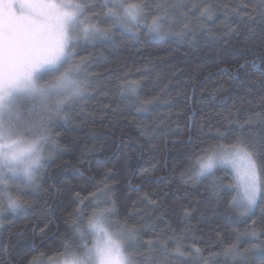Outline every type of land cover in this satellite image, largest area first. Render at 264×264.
Masks as SVG:
<instances>
[{
  "label": "trees",
  "instance_id": "trees-1",
  "mask_svg": "<svg viewBox=\"0 0 264 264\" xmlns=\"http://www.w3.org/2000/svg\"><path fill=\"white\" fill-rule=\"evenodd\" d=\"M140 2L148 5L149 24L163 21L159 35L141 21L75 49L73 62L86 64V93L67 109V119L48 126L56 143L44 146L36 183L10 186L21 207L11 211L0 201V264L61 260L66 245L82 243L75 214L85 213L83 227L109 207L113 231L138 230L139 243L129 249L138 260L160 258L166 244L162 264H264V203L242 216L243 208L231 203L229 168L214 178L195 175L196 157L209 145L239 141L264 165V4ZM102 3L89 0L94 13L87 15L103 21ZM204 9L210 14L202 15ZM129 82L139 85L136 97L126 90ZM32 107L25 104V118ZM40 115L36 105L32 119ZM233 246L241 256L225 255Z\"/></svg>",
  "mask_w": 264,
  "mask_h": 264
},
{
  "label": "snow or ice",
  "instance_id": "snow-or-ice-1",
  "mask_svg": "<svg viewBox=\"0 0 264 264\" xmlns=\"http://www.w3.org/2000/svg\"><path fill=\"white\" fill-rule=\"evenodd\" d=\"M264 4V0H261ZM104 20L94 13L89 0H0V201L7 200V209L16 211L20 202L10 194L11 185L32 186L39 178L45 162L44 146L56 142L48 134V126L58 119H67V109L82 99L88 87L83 76L84 63H74L75 49L80 45L112 37L113 29L131 31L144 21L152 35H159L163 21L157 17L149 24L140 0H103ZM203 14H210L204 9ZM155 15V14H154ZM110 23L111 28L101 27ZM65 65H69L65 68ZM244 68L245 65H240ZM224 71H227L225 69ZM45 77L50 82L41 84ZM139 85L127 84V92L137 96ZM25 104L33 107L24 117ZM39 106V119H32ZM264 118V117H262ZM196 157V178H214L216 171L231 168L235 191L232 205L240 206V215H247L264 203V165L257 163L250 146L234 144L209 145ZM50 155V154H49ZM219 181L213 179V184ZM0 208V214L3 212ZM73 229L82 243L65 246L62 264H162L168 261V247L162 245L160 258L138 260L130 254V246L138 244L137 229L112 230L109 217L112 208L94 212L81 227L85 213L75 214ZM252 238L256 239L255 233ZM179 239L176 256H182ZM141 247L156 248V244ZM199 254V250H196ZM233 258L241 253L233 246L225 252ZM175 258V257H173Z\"/></svg>",
  "mask_w": 264,
  "mask_h": 264
},
{
  "label": "rangeland",
  "instance_id": "rangeland-1",
  "mask_svg": "<svg viewBox=\"0 0 264 264\" xmlns=\"http://www.w3.org/2000/svg\"><path fill=\"white\" fill-rule=\"evenodd\" d=\"M42 84V83H41ZM229 169H230V172L232 173V170H231V168L229 167ZM14 198V197H13ZM6 202H5V205H6V207H7V200H5ZM242 208V207H241ZM243 211V210H242ZM253 239V238H252ZM254 250H256V248H253ZM64 258H65V256L64 257H62L61 258V260H59V261H47V262H44V261H41L42 263H38L37 262V264H62V261L64 260Z\"/></svg>",
  "mask_w": 264,
  "mask_h": 264
}]
</instances>
